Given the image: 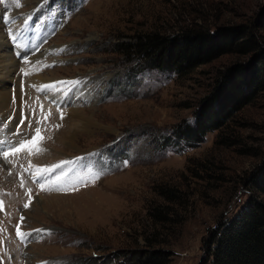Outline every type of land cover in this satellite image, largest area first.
I'll return each mask as SVG.
<instances>
[{
    "label": "rangeland",
    "instance_id": "374dc122",
    "mask_svg": "<svg viewBox=\"0 0 264 264\" xmlns=\"http://www.w3.org/2000/svg\"><path fill=\"white\" fill-rule=\"evenodd\" d=\"M0 24V153L36 136L0 155V264H118L157 249L170 264H200L207 230L264 170V90L220 133L229 145L210 132L177 149L172 132L193 121L218 71L264 58V0H0ZM241 24L261 55H224L181 76L136 71L137 59L114 53L146 34ZM38 142L44 151L29 154Z\"/></svg>",
    "mask_w": 264,
    "mask_h": 264
},
{
    "label": "trees",
    "instance_id": "16d2710c",
    "mask_svg": "<svg viewBox=\"0 0 264 264\" xmlns=\"http://www.w3.org/2000/svg\"><path fill=\"white\" fill-rule=\"evenodd\" d=\"M256 37L254 30L243 24L213 30L185 28L173 36L153 33L134 43H118L114 53L126 57L127 63L137 59L140 64L137 62L136 71L174 72L181 76L224 55L256 51L261 55ZM261 59L259 66H233L216 73L211 90L198 103L193 121L172 132L175 148L196 146L210 132L218 133L219 144H230L228 138L222 140L220 133L264 90V58ZM247 183L250 190L233 215L221 218L207 230L200 264H264V170ZM152 215L158 222L167 221L160 212ZM170 259L169 252L157 249L128 256L118 264H170Z\"/></svg>",
    "mask_w": 264,
    "mask_h": 264
},
{
    "label": "snow or ice",
    "instance_id": "6c2138e0",
    "mask_svg": "<svg viewBox=\"0 0 264 264\" xmlns=\"http://www.w3.org/2000/svg\"><path fill=\"white\" fill-rule=\"evenodd\" d=\"M16 3H17V6H19V0H16ZM14 39H15V37L13 36V40ZM27 74L28 73L25 72V75H27ZM61 83H64V82H61ZM68 83H70V84H78L80 82L79 81H71V82H68ZM44 87L53 88L54 85H48V86H44ZM45 118H47V117H45ZM61 119H63V114L62 113H61ZM21 123H23V121H21ZM35 132H36L37 135H39L40 129L39 128H36L35 129ZM35 139H36V136H33L32 137V140H35ZM32 140H29V141H21V143H20V145H19L18 148H12V149H10V151H4V152L0 153V155H2L5 158V160H7L8 156L10 155V152L14 154L16 152H19V151L24 150L25 147L28 144H31L32 143ZM43 151H44V149H42L41 147H39V142H38L35 147L29 149V154H40ZM61 163L64 164V163H70V162L65 161V162H61ZM59 166L60 165H56L54 167H59ZM30 167H32L31 164H30ZM35 171H36V174L37 175H41L42 176V174L44 172L51 171V169L50 168L49 169L36 168ZM95 178H98V177H94L93 179H95ZM59 179H60V177H57V180H59ZM21 186L23 187V182H22ZM40 187H41L42 190H50V189H45V185L44 184H41ZM56 190H62V189H59L58 188ZM29 191H31V190H29ZM29 204H30V201H29V203H25L24 204V207L25 208L29 207ZM2 208H3V201L0 200V210H2ZM23 219L24 218L21 217V220H23ZM35 231H37V232H43L45 230H43V229H37ZM17 235L20 236L23 239L24 237H26L27 235H30V234L29 233H21L20 230H19V227H17Z\"/></svg>",
    "mask_w": 264,
    "mask_h": 264
},
{
    "label": "bare ground",
    "instance_id": "6f19581e",
    "mask_svg": "<svg viewBox=\"0 0 264 264\" xmlns=\"http://www.w3.org/2000/svg\"><path fill=\"white\" fill-rule=\"evenodd\" d=\"M14 15V14H13ZM16 15V14H15ZM14 15V16H15ZM3 18V17H2ZM1 22H2V20H1ZM22 22H23V25H24V27L23 28H21L23 31H24V33H23V35H24V37H27L28 36V42L27 43H29L28 45H27V48H28V52H30L31 53V51H32V48L31 49H29L30 47H31V45H32V43L35 41V39L33 38V31H31L30 33H29V31H28V29H29V27H27V22H28V18H23V20H22ZM22 22H21V24H22ZM8 23V22H7ZM9 23H10V21H9ZM15 25V24H14ZM12 27V26H11ZM0 28H1V24H0ZM20 34V33H19ZM15 36V35H14ZM19 36V35H18ZM21 37V36H20ZM22 38V37H21ZM2 39H7V35L4 37V34L2 33V31H0V40H2ZM26 39V38H25ZM21 41V40H20ZM8 42V41H7ZM6 45H9V44H7L6 43ZM5 46V45H4ZM1 48H2V46H0V50H1ZM7 58H9L8 59V61L7 62H9L10 63V67L9 68H13V67H15L16 65H14V64H12V62H13V58L11 57V56H9V57H7ZM31 61V60H30ZM32 61H33V59H32ZM2 63H4V62H2V61H0V64H2ZM32 63V62H31ZM25 65H30V62H28V63H25ZM0 67H2L1 65H0ZM8 67V66H7ZM27 67V66H26ZM2 69V68H1ZM2 70H4V69H2ZM5 71V70H4ZM6 72V71H5ZM7 73V72H6ZM8 74V73H7ZM35 80H37V81H39V83L41 82V81H43V83H45V82H47L48 80L47 79H40V77L39 78H36ZM42 83V82H41ZM36 89H38V87H36L35 88V90ZM34 90V89H33ZM32 90V91H33ZM38 92V91H37ZM9 98V97H8ZM8 98L6 97V96H4L3 97V93H1L0 92V109L2 110V109H4V108H6V106H8ZM7 112V111H6ZM8 117V116H7ZM16 120V119H15ZM17 122V121H16ZM15 122V123H16ZM15 126V125H14ZM5 138V137H4ZM1 139V138H0ZM26 153H28V152H26ZM55 199H57L58 197H54Z\"/></svg>",
    "mask_w": 264,
    "mask_h": 264
}]
</instances>
